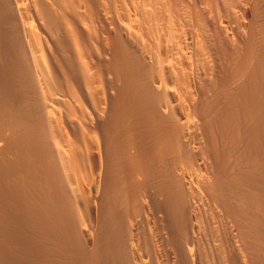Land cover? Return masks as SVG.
Instances as JSON below:
<instances>
[{
	"label": "bare ground",
	"instance_id": "bare-ground-1",
	"mask_svg": "<svg viewBox=\"0 0 264 264\" xmlns=\"http://www.w3.org/2000/svg\"><path fill=\"white\" fill-rule=\"evenodd\" d=\"M0 264H264V0H0Z\"/></svg>",
	"mask_w": 264,
	"mask_h": 264
}]
</instances>
